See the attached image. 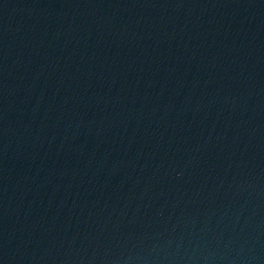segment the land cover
<instances>
[{
  "label": "water",
  "instance_id": "1",
  "mask_svg": "<svg viewBox=\"0 0 264 264\" xmlns=\"http://www.w3.org/2000/svg\"><path fill=\"white\" fill-rule=\"evenodd\" d=\"M0 264H264V0H0Z\"/></svg>",
  "mask_w": 264,
  "mask_h": 264
}]
</instances>
